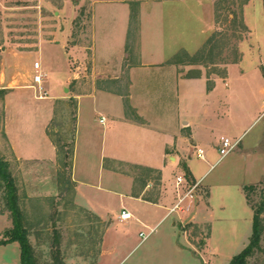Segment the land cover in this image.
Here are the masks:
<instances>
[{
	"label": "rangeland",
	"instance_id": "obj_1",
	"mask_svg": "<svg viewBox=\"0 0 264 264\" xmlns=\"http://www.w3.org/2000/svg\"><path fill=\"white\" fill-rule=\"evenodd\" d=\"M101 1L106 0H0V156L9 162L15 178L22 222L28 229L36 264H228L249 243L252 207L260 204L264 193L263 0H210L214 41L205 48V42L200 43L191 54L181 51L173 58L176 62H194L209 79L218 76L228 81L233 94L229 116L226 105L220 103L219 120L224 121L199 129L190 144L187 166L195 175H202L192 192L191 209L164 215L165 211L157 207L135 206V200L124 193L125 181L104 180L103 186L115 191L106 201L108 213L103 218L76 199L70 181L76 111L70 94L108 85L99 78L100 69L93 61H124L118 47L127 8L120 3L94 6ZM124 1L129 13H136L135 23L130 24L129 19L128 39L123 44L130 47L134 30L136 44L142 0ZM209 5V1L197 5L203 7L199 14L205 25L210 21ZM165 18L166 22L171 17ZM181 34L182 40L190 38L187 32L179 31ZM193 34L195 39L200 37L198 31ZM34 62H38V70ZM36 73H42L40 92L34 88ZM123 75L119 89L125 86ZM39 93L45 98L39 99ZM55 94L62 98L52 100ZM96 108V113L90 112L87 118L83 113L82 117L93 130V143L80 144L77 153L78 175L93 182L99 178L97 164L104 128L97 112L106 113L109 103L99 99ZM126 111L132 112L129 107ZM44 124L56 152L41 137L39 129ZM6 129L14 138V147ZM223 137L237 141V145L220 158L218 145ZM126 147L122 142L116 149L118 154L135 157V151ZM199 147L202 158L196 155ZM33 157L45 160H28ZM107 161L102 158L101 167ZM118 167L131 176L135 190L139 170L134 164L119 163ZM178 174L184 178L185 189L196 183L188 168L181 165L180 172H172L166 183L157 173H150L145 194L154 192L170 208L177 197L174 181ZM89 191L95 196V190ZM200 203L205 205V219L188 220ZM123 205L133 217L120 221L116 216ZM261 218L264 223V212ZM11 226L0 189V238ZM247 261L264 264V228L259 248ZM0 264H20L16 241L0 244Z\"/></svg>",
	"mask_w": 264,
	"mask_h": 264
},
{
	"label": "crops",
	"instance_id": "obj_2",
	"mask_svg": "<svg viewBox=\"0 0 264 264\" xmlns=\"http://www.w3.org/2000/svg\"><path fill=\"white\" fill-rule=\"evenodd\" d=\"M172 1L142 0L140 2L136 44L134 30L130 38L133 41L130 47L128 44L123 47V44L127 43L129 31L128 4L124 0H106L94 4L95 6L97 3H120L127 8L126 21L121 29L118 47L119 52L122 51L124 54V61L114 63L108 58L101 59L99 64L93 61L94 67L96 65L100 69L99 78L106 81L105 84L108 85L93 86L89 91H74L70 94L76 104L70 181L73 184L76 199L83 201V206L100 218L108 213L106 201L115 191L106 185L103 186L104 180L125 181L127 186L124 193L130 200H135V206L157 207L165 211L164 215L170 213L168 205L161 203L154 192L145 194L150 185L148 181L150 173H157V177L166 183L169 182L172 172L179 173L181 165H185L192 180L201 181L202 175H195L193 169L187 166L186 159L191 150L190 144L195 142L199 129L212 128L214 121L217 125L224 121L219 120L220 103L226 105L227 116L230 113V100L233 94L228 81L218 76L209 79L195 64L173 60L181 51L188 54L196 51L213 31L211 1ZM202 1H209L211 4L209 5L210 21L206 25L202 21V13L199 14L203 7L197 6L201 5ZM165 15H170L169 21L165 22ZM180 21H182L181 24H179ZM162 24H165L164 27ZM173 24L176 29L173 28ZM179 31L187 32L190 38L182 40L183 34L178 35ZM196 31L200 33L198 39H201V42L195 39L193 33ZM92 49L97 57L94 39ZM122 75L125 86L119 89ZM73 78H76V75ZM208 80L211 81V86L208 85ZM111 85H117V87ZM44 98L45 95L39 99ZM61 98L60 94H55L51 99ZM99 99L109 103V108L105 109L106 113L97 112L99 122L101 117L104 118L101 122L104 128L100 136L101 153L97 164L99 178L93 182L83 174L78 175L77 153L80 144L92 145L93 143V130L89 123L82 121V117L83 113L85 118L90 112L96 113V102ZM194 104L198 105V109L194 108ZM126 107L131 109L130 114L126 111ZM46 125H42L39 132L53 152H56L54 144L46 133ZM5 132L14 147V138L9 129ZM122 142L127 146L126 148L135 151V157L118 154L116 149L121 147ZM102 158L108 161L101 167ZM20 159L23 160V158ZM33 159L43 160V162L45 160L42 157H33L28 160ZM119 163L134 164L135 169L139 170L138 174L135 173V190L133 179L120 171ZM89 190H95V196H92ZM172 206L173 204L170 207ZM203 207L205 209V205L197 204L188 220L202 222L206 217ZM122 208L128 210L131 218L133 217L128 206L123 205ZM116 217L121 221L119 215ZM107 227L108 225L105 230Z\"/></svg>",
	"mask_w": 264,
	"mask_h": 264
},
{
	"label": "trees",
	"instance_id": "obj_3",
	"mask_svg": "<svg viewBox=\"0 0 264 264\" xmlns=\"http://www.w3.org/2000/svg\"><path fill=\"white\" fill-rule=\"evenodd\" d=\"M264 6V0H263ZM136 13L131 11L130 24L135 23ZM216 33H212L205 41L203 48L214 41ZM186 55L188 53L183 52ZM194 63V62H191ZM147 169V168H146ZM0 189L2 190V201L4 210L9 212L12 226L3 232L0 244L16 241L20 249V264H36L34 250L29 242L28 229L23 225V214L19 204V195L15 178L13 177L9 162L0 156ZM252 232L249 243L228 264H248V257L253 255L260 246V238L264 228L261 214L264 212V193L258 206L252 207ZM55 264H63L61 261Z\"/></svg>",
	"mask_w": 264,
	"mask_h": 264
},
{
	"label": "built area",
	"instance_id": "obj_4",
	"mask_svg": "<svg viewBox=\"0 0 264 264\" xmlns=\"http://www.w3.org/2000/svg\"><path fill=\"white\" fill-rule=\"evenodd\" d=\"M34 67L36 70L39 68L38 62H34ZM41 79H42V73H36L34 75V81L37 84L36 87L34 86L35 90H38L39 92L42 90L41 86ZM43 94L39 93L37 97H42ZM104 120L103 117L100 118V122ZM237 145V141H231L228 137H223L220 140V143L218 145V152H219V157L225 156L227 153H229L234 147ZM196 155L197 157L202 158L203 157V149L202 148H197L196 150ZM198 182L192 184L189 188H184L185 183H184V178L182 175H177L176 176V181H175V189L177 192V198L175 203L173 204L172 207H170L169 211L170 212H176V213H185L188 212L191 209L193 200H192V192L197 185ZM119 218L121 220H126L131 218V213L126 210L125 208H122L119 213ZM140 236L144 237L145 235L143 232L139 233Z\"/></svg>",
	"mask_w": 264,
	"mask_h": 264
}]
</instances>
